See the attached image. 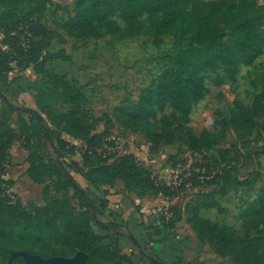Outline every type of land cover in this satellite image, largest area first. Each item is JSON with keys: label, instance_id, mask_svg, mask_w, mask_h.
Wrapping results in <instances>:
<instances>
[{"label": "trees", "instance_id": "1", "mask_svg": "<svg viewBox=\"0 0 264 264\" xmlns=\"http://www.w3.org/2000/svg\"><path fill=\"white\" fill-rule=\"evenodd\" d=\"M47 4L48 0H0V91L3 94L0 98L9 109L8 114L27 113L33 118V124L28 125L22 120V126L27 131L36 129L41 133L56 157L53 171L49 170L56 180V197L43 207L26 206L21 200H14L9 194L12 182L5 174L17 135L6 110L0 109V239L51 250L55 253L52 258H71L67 253L82 252L89 257L86 264H133L129 257L122 255L115 235L108 234L111 223L102 221L108 203L105 199L108 193L102 187L121 184L141 196L161 194L170 200L179 197L189 183L194 187L200 184L217 186L220 191L246 184L235 174L237 169L232 163L238 158L230 160V165L224 163L227 160L219 161L218 158L213 161L205 158L204 163L191 164L193 170L195 167L199 171L190 174L179 188H173L159 184L153 171L132 153L113 159L105 157V151H99L104 147L103 136L98 137L92 130V112L83 89L66 75L47 67L58 60L71 61L64 49L54 53L50 50V32L33 18V13L46 9ZM263 27L264 18L254 0H239L236 9L225 1L204 4L200 0H79L73 16L63 21L60 29L76 40L108 36L119 39L156 37L175 31L196 34L197 45L179 57L182 69L165 70L158 83L142 93L136 105L117 109L115 119L122 129L141 136L151 146L176 145L187 148L192 155L206 157L207 153L226 143L230 129L246 137L256 132L257 121L264 119V93L256 96L243 114L222 120L215 132L203 131L198 136L186 127L191 106L200 97L197 75L200 70L212 68L218 62L238 60L244 65L252 64L263 51ZM225 29L229 34H225ZM13 65L20 72L32 68L39 77L28 89H35L36 106L49 116L54 128L40 113L18 106L17 100L24 89L19 79L10 78ZM166 101L173 113L164 116L159 123L152 122L156 107ZM64 135L86 146L80 145L81 161H68V157L77 153L78 145L66 140ZM64 168L82 174L103 198L94 200L77 182L72 183ZM29 172L34 182L43 183L31 170ZM255 175L254 181L261 178L259 173ZM231 181L235 186H230ZM69 189L77 195L81 212H76L66 199ZM212 191H197L194 199L185 205L170 206L174 218L167 222L161 217L160 225L155 222L150 235L160 236L162 232L173 231L187 212L189 223L201 238L208 240L217 255L229 259L230 264H257V252L245 247L246 242L238 239L227 226L202 216L203 210L216 208L208 201ZM241 219L247 228L264 227V192L249 203ZM10 255V252L0 250V264H28L22 255L9 263Z\"/></svg>", "mask_w": 264, "mask_h": 264}, {"label": "rangeland", "instance_id": "2", "mask_svg": "<svg viewBox=\"0 0 264 264\" xmlns=\"http://www.w3.org/2000/svg\"><path fill=\"white\" fill-rule=\"evenodd\" d=\"M78 1L48 0L46 9L40 12L37 10L33 13V18L50 32L51 51H59L61 47H65L71 55V63L61 64L52 70L67 73L68 80L77 82L83 89L92 112V130L98 137L103 136L104 146L108 145L107 157L113 159L123 153L134 152L158 177L169 183L173 181L174 176L176 179L180 177L181 185L195 170L199 171L195 167L193 170L191 164L204 163L205 158H212V161L218 158L219 161L227 160L224 163L230 165V160L238 158L236 160L239 162L232 163L237 169L235 174L246 184L218 191L217 186L205 187L206 185L200 184L194 187L189 183L176 201L185 204L194 199L197 191L206 193L213 190L208 201L216 208L204 211L202 215L227 226L238 239L247 243L245 247L257 252V264H264V227L247 228L241 219L249 203L264 192V119L257 121V130L251 137L230 129L226 143L207 153L206 157L192 155L187 148L176 145L151 146L141 136L125 131L116 122V110L127 105H136L142 93L157 84L165 70H181L179 57L197 45L196 34L175 31L165 36H139L133 39H119L113 36L97 40L67 39L60 27L63 21L73 16ZM221 1L228 2L235 9L239 4V0H200L204 4ZM254 1L264 18V0ZM120 24L123 26L122 22ZM225 34H229L227 29ZM261 36L263 51L252 64L244 65L238 60L234 63L218 62L212 68L199 71L197 81L200 84V97L191 106L190 121L186 126L194 134L199 136L203 131L215 132L222 120L243 114L246 108L252 106L256 96L264 93V27ZM1 40L0 32L2 45ZM79 64L80 69H77ZM13 67L10 78L21 79L19 83L22 88H28L26 81L33 79V71L25 70L23 75H19L16 65ZM48 85L51 86L50 81ZM35 95L23 92L17 100L18 106L40 113L44 121L51 125L49 116L37 108ZM0 109L6 110L8 114L9 109L5 108L1 98ZM62 109L65 111L66 107ZM173 111L168 101L162 103L156 107L152 122L159 123ZM7 116L17 135L6 166L5 178L12 182L9 194L26 206L43 207L56 197V180L49 172L53 171V162L56 161L53 149L36 129H24L22 120L28 125L33 124V118L29 114L11 113ZM77 144V153L68 157V161H81L80 142ZM66 169L76 182L84 187L87 185L82 174L70 168ZM29 170L35 177L42 179L43 183L34 182ZM171 170L176 174H172ZM256 173H259L261 178L254 181ZM229 183L230 186H235L232 181ZM121 186L119 184L116 191H119ZM88 191L91 195L94 190L88 188ZM66 199L76 212L82 211L73 189H69ZM0 250L11 253L9 263L19 255L50 259L55 254L51 250L17 240L0 239ZM78 253L67 255L75 258Z\"/></svg>", "mask_w": 264, "mask_h": 264}, {"label": "crops", "instance_id": "3", "mask_svg": "<svg viewBox=\"0 0 264 264\" xmlns=\"http://www.w3.org/2000/svg\"><path fill=\"white\" fill-rule=\"evenodd\" d=\"M62 34L65 38L71 39L63 32ZM60 49H64L65 54L71 57L65 47H61ZM71 62L72 58L71 61L58 60L47 67L49 70H52L61 64L64 65ZM79 66L80 64L77 66V69H80ZM29 70L33 71L34 77L26 81L28 87L39 79L32 68L27 71ZM52 71L69 77L65 72ZM18 73L19 75H23V71H18ZM23 89V92L36 94L35 89ZM64 138L78 145L79 141L67 135H64ZM132 154L138 158L137 154L134 152ZM139 161L143 162L142 160ZM143 165L148 167L146 164ZM170 172L175 174L172 170ZM254 176L256 178V175ZM83 180L87 184L85 187L77 183L88 193V188L93 189L91 197L96 201H100L103 195L92 188L84 178ZM164 181L167 184L171 183L166 180ZM117 188V186L112 187L108 185L102 187L108 193L105 197L108 203L104 209L102 221L103 223H111V231L108 234L115 235L117 238L116 244L122 255L129 257L133 264H230L227 258L216 254L208 240L200 237L199 232L189 223V214L187 212L183 213L181 221L173 231L162 232L160 236L152 237L150 235V232L153 231L152 227L157 221V217L153 215V211L159 207L181 205V203H177L176 198L170 200L161 194H146L141 196L135 191L125 189L123 186L119 188V191H116ZM204 211L207 210H203L202 213Z\"/></svg>", "mask_w": 264, "mask_h": 264}, {"label": "water", "instance_id": "4", "mask_svg": "<svg viewBox=\"0 0 264 264\" xmlns=\"http://www.w3.org/2000/svg\"><path fill=\"white\" fill-rule=\"evenodd\" d=\"M0 95L3 96L0 91ZM65 170V168H64ZM66 171V174L69 175L72 183L76 184V181L71 177V175ZM28 264H86L88 261V256L82 252H79L75 258H62V257H54L50 259H43L38 256L31 255H23Z\"/></svg>", "mask_w": 264, "mask_h": 264}, {"label": "built area", "instance_id": "5", "mask_svg": "<svg viewBox=\"0 0 264 264\" xmlns=\"http://www.w3.org/2000/svg\"><path fill=\"white\" fill-rule=\"evenodd\" d=\"M108 141V140H107ZM106 141V142H107ZM80 145H82L81 143H80ZM83 146V148H86V146L85 145H82ZM100 152L101 151H105V157H107L108 156V145H105L104 147H103V149L102 150H99ZM130 153V152H129ZM128 152H126V153H123V154H121L120 156H122V155H125V154H129ZM154 173V172H153ZM175 173V172H174ZM176 174V173H175ZM154 177H156V180H157V182L159 183V184H167L162 178H160V177H158L157 175H156V173H154ZM181 182H182V179L180 178V177H178L177 179H176V177L174 176V178H173V181L170 183V184H167L168 186H171V187H173V188H179L178 186H180L181 185ZM153 215H155L156 217H157V221H156V225L157 226H159L160 225V221H159V219L161 218V217H164L165 218V220L168 222V221H170L171 219H173L174 218V213H173V211L171 210V208H170V206L169 207H159V208H156L154 211H153Z\"/></svg>", "mask_w": 264, "mask_h": 264}]
</instances>
